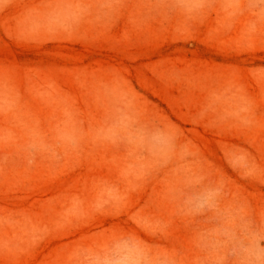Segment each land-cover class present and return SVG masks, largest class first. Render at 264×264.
I'll return each mask as SVG.
<instances>
[{
    "label": "rangeland",
    "instance_id": "1",
    "mask_svg": "<svg viewBox=\"0 0 264 264\" xmlns=\"http://www.w3.org/2000/svg\"><path fill=\"white\" fill-rule=\"evenodd\" d=\"M0 264H264V0H0Z\"/></svg>",
    "mask_w": 264,
    "mask_h": 264
}]
</instances>
